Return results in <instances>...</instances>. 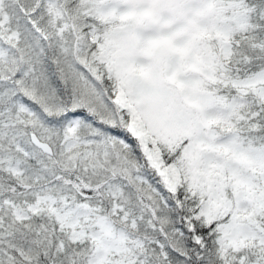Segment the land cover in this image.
I'll list each match as a JSON object with an SVG mask.
<instances>
[{
  "label": "snow or ice",
  "instance_id": "snow-or-ice-1",
  "mask_svg": "<svg viewBox=\"0 0 264 264\" xmlns=\"http://www.w3.org/2000/svg\"><path fill=\"white\" fill-rule=\"evenodd\" d=\"M0 264H264V0H0Z\"/></svg>",
  "mask_w": 264,
  "mask_h": 264
}]
</instances>
